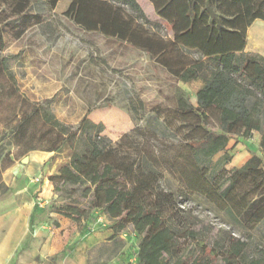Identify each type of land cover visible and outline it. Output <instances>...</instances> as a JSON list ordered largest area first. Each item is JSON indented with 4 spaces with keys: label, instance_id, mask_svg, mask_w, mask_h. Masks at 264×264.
Returning a JSON list of instances; mask_svg holds the SVG:
<instances>
[{
    "label": "trees",
    "instance_id": "obj_1",
    "mask_svg": "<svg viewBox=\"0 0 264 264\" xmlns=\"http://www.w3.org/2000/svg\"><path fill=\"white\" fill-rule=\"evenodd\" d=\"M47 1L54 7L59 0ZM149 1L171 37L137 21L136 15L152 24L136 0H70L63 14L84 30L144 49L178 80H200L197 104L179 91L172 115L162 117L160 104L151 108L155 116L145 125V139L133 137V129L111 141L88 111L72 126L41 102L23 99L12 112L13 135L29 144L33 136L49 143L26 144L24 152H66L48 179L67 200L52 202L40 214L51 210L80 225L99 207L110 221L109 239L122 245L117 234L128 226L140 236L139 264H264V246L250 255V241L229 231L222 242L205 235L198 219L159 184L165 169L229 224L246 230L264 226V56L245 48L248 27L264 20V11L255 8V0ZM121 3L137 14L126 13ZM13 7L26 15V0H15ZM3 79L18 93L6 57H0V86ZM38 123L48 126L37 131ZM253 131L261 135L262 155L252 153L241 166L226 168L229 139L249 138Z\"/></svg>",
    "mask_w": 264,
    "mask_h": 264
},
{
    "label": "rangeland",
    "instance_id": "obj_2",
    "mask_svg": "<svg viewBox=\"0 0 264 264\" xmlns=\"http://www.w3.org/2000/svg\"><path fill=\"white\" fill-rule=\"evenodd\" d=\"M136 1L155 29L160 28V33H169L167 27L156 17L149 0ZM14 2L15 0H0V57L7 58L8 68L18 85V93L14 95L10 91V80L3 79L0 86L2 171L23 154L38 150L24 152L29 142L25 143L13 135L16 121L12 119V112L21 106L23 99L41 102L60 121L72 126L77 125L87 110L89 118L104 124L102 134L111 141H116L124 132L131 133L133 129H136L132 132L133 137L145 139V125L152 124L155 116L151 108L160 104L162 117L172 115L174 96L179 91L186 92L190 101L196 103L195 91L200 82L176 81L141 50L130 49L115 39L80 28L63 14L70 0H59L54 7L47 0H26L24 17H20V13L15 11ZM120 5L126 13L137 14L127 5ZM254 6L264 11V0H255ZM135 18L140 23L144 22V18L140 16L136 15ZM260 21L259 24L264 27V20ZM247 50L257 51L262 55L264 52V48L258 47H248ZM173 122L179 124L176 119ZM47 126L38 123L36 129H46ZM253 134L252 132L249 140L231 137L229 153L232 158L225 164L226 168H231L233 164L242 165L245 161L241 157L245 151L250 156L252 153L262 155L260 139L256 142ZM32 138L29 145H35L36 148L49 145L47 140L35 139L34 136ZM55 153L66 159L64 149ZM219 155H215L214 159ZM159 184L165 190L172 191L179 205L198 219L197 226L205 235L222 242L229 231L236 237L250 241V255L264 246L263 225L246 230L229 224L226 216L211 202L189 192L177 177L165 169H162ZM96 199L100 205L101 198L97 196ZM64 200H67L65 196L55 194L49 203H62ZM89 200L84 204L87 205ZM98 208L92 211L88 220L77 225L78 231L84 230L88 234L96 226L109 229L106 236L112 231L109 228L110 221ZM117 238L123 240L122 245L111 240L109 243L102 241L87 248L80 254L84 258V264H139L137 251L140 236L128 226L117 234ZM61 253L47 259H38V262L65 264L61 263L64 257ZM73 259L77 261L79 258L74 255Z\"/></svg>",
    "mask_w": 264,
    "mask_h": 264
},
{
    "label": "crops",
    "instance_id": "obj_3",
    "mask_svg": "<svg viewBox=\"0 0 264 264\" xmlns=\"http://www.w3.org/2000/svg\"><path fill=\"white\" fill-rule=\"evenodd\" d=\"M156 17L160 19L157 14ZM260 20L255 19L248 27L247 32L254 23H261ZM141 23L144 27L150 28V31L155 30L152 24H145V20ZM162 24L166 27L165 22L162 21ZM167 29L169 30L168 27ZM165 34H167V37H171L170 30L169 33ZM123 44L130 49L141 50L149 56L154 64L167 72L157 62L156 58L144 49L134 47L126 42ZM248 47L255 46H250L246 35L245 48L248 49ZM169 75L174 80L181 81L171 74ZM191 81H198L201 86L200 80ZM190 103L197 104L193 101H190ZM86 112L87 110H85ZM253 133L255 141L258 142L261 138L260 133L258 131H253ZM231 140L230 138L227 144L228 150ZM246 143L250 144L249 142ZM245 152L241 157L244 158V161L250 157L249 153ZM24 157H27L26 162H22ZM65 160L62 156H58L55 151L35 150L22 155L19 160H15L2 171L0 179V264H41L38 259H47L60 252L64 254L61 263L84 264V258L80 254H83L87 248L102 241L107 243L111 241L108 234L111 235L112 231L110 230L111 232L109 231L107 236L105 234L109 229L96 226L94 230L87 234L84 230L78 231L75 222L51 210L46 214H40L49 207V202L55 196L53 185L48 176L55 173L59 165ZM233 165L236 167L241 166L240 164ZM37 197L42 199L40 205L36 202ZM35 208L37 211H35ZM55 221L58 223L57 225H54ZM74 255L79 258L77 261L73 259Z\"/></svg>",
    "mask_w": 264,
    "mask_h": 264
},
{
    "label": "bare ground",
    "instance_id": "obj_4",
    "mask_svg": "<svg viewBox=\"0 0 264 264\" xmlns=\"http://www.w3.org/2000/svg\"><path fill=\"white\" fill-rule=\"evenodd\" d=\"M247 41L258 48H264V27L255 23L247 32Z\"/></svg>",
    "mask_w": 264,
    "mask_h": 264
},
{
    "label": "built area",
    "instance_id": "obj_5",
    "mask_svg": "<svg viewBox=\"0 0 264 264\" xmlns=\"http://www.w3.org/2000/svg\"><path fill=\"white\" fill-rule=\"evenodd\" d=\"M36 202L40 205L42 203V199L40 197H37Z\"/></svg>",
    "mask_w": 264,
    "mask_h": 264
},
{
    "label": "water",
    "instance_id": "obj_6",
    "mask_svg": "<svg viewBox=\"0 0 264 264\" xmlns=\"http://www.w3.org/2000/svg\"><path fill=\"white\" fill-rule=\"evenodd\" d=\"M27 161V157H24L23 159H22V162H26Z\"/></svg>",
    "mask_w": 264,
    "mask_h": 264
}]
</instances>
